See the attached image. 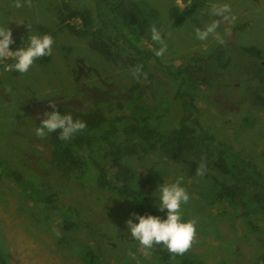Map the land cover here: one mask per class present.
Here are the masks:
<instances>
[{"label":"rangeland","instance_id":"rangeland-1","mask_svg":"<svg viewBox=\"0 0 264 264\" xmlns=\"http://www.w3.org/2000/svg\"><path fill=\"white\" fill-rule=\"evenodd\" d=\"M61 1L21 0L22 7L16 9V0H0V19L24 18L19 23L16 20L8 23L10 30L19 31L22 39H26L30 28L47 32L42 26L49 29L54 39L51 60L36 61L26 74L7 71L4 62H0V248L7 264H89L86 257L90 256L100 264H163L152 250L146 252L127 234L126 208L130 205L126 199L110 196L114 194L95 185L92 161L85 184L70 182L69 188L61 185L64 178L52 179L56 174L46 176L47 169L50 174L54 171L45 158L49 136L38 139L32 135L31 127L33 122L39 123L37 113L42 114L50 107L49 98H37L35 91L56 93L57 97L53 98L56 107L69 104L83 109L102 105L109 114L122 115V109L129 110L139 96L149 102L158 86L171 87L170 92H175L184 77L178 76L180 82L169 80L162 70L167 71V65L171 70L191 67L196 64L192 61L194 56H202L207 61L209 54L220 51L222 62L227 57L231 61L229 67L214 71L217 83L192 82V96L200 112L197 116L217 143L235 148L263 172L264 109L239 105L238 84L248 58L243 47L257 46L264 50V0H229L236 19L231 25H222L228 30L224 46L192 38L189 19L196 23L194 11L186 12L182 22L175 24L171 8L176 6V0H144L145 6L155 9L156 15L149 31L140 36L141 46L146 49L157 46L150 38L151 27L156 26L164 35L168 49L160 57L163 66L157 65L160 78L154 82L141 80L139 85L143 89L138 94L130 90L138 85L127 64L131 47L124 44L125 49H116L110 60L105 59L90 46L89 37L59 27L56 5ZM189 2L182 0V4ZM208 2L204 0L205 4ZM170 103L165 99L161 104L159 121L162 124L170 108L177 109V104L178 111L182 108L179 101ZM245 116L250 119L246 121ZM153 160L163 166L166 179L181 176L189 192L190 200L183 211L185 218L197 220L196 235L187 250L194 259L204 264H264V211L258 210L257 216L252 215L250 223V216L238 215L236 208L211 204L208 179L190 175L183 166L155 152L125 158L130 168L135 170L139 165L135 170L136 188L147 197L148 213L164 215L158 212L151 195L155 186L164 182V177L155 163L143 165ZM13 169L23 174V182L9 174ZM115 174L110 171L111 176ZM50 184L58 202L47 208L36 193L45 192L43 185ZM59 207L78 211L73 228L64 226ZM254 217L259 218L258 227L253 225Z\"/></svg>","mask_w":264,"mask_h":264},{"label":"trees","instance_id":"trees-1","mask_svg":"<svg viewBox=\"0 0 264 264\" xmlns=\"http://www.w3.org/2000/svg\"><path fill=\"white\" fill-rule=\"evenodd\" d=\"M189 3V7L183 10L177 6L171 8L175 24L182 22L186 12L198 10L205 5L204 0H190ZM56 6L59 27H65L76 35L89 37L90 46L105 59L110 60L116 49L131 47L127 61L130 69L137 64L143 65L142 74L134 78L138 85L130 89L134 94L142 92L143 88L139 85L141 80L154 82L160 78L157 76V73L160 75L157 65L163 66L161 59L152 55L151 48L141 46V37L149 31L156 15L153 7L145 6L144 0H87L83 3L62 0ZM73 19H77V22ZM41 29L49 32L44 26ZM11 32L13 41L19 43L22 39L20 32ZM124 44L127 46L123 47ZM243 51L248 58L242 66V77H239L241 92L238 104H245L250 109H264V50L257 46H245ZM222 56L220 51L209 54L207 61L202 56H194V66H181L176 70L169 69L170 66L167 65V71L162 70L169 80L179 81V75L184 77L175 92H170L171 87L158 86L155 97L149 102L139 96V100L133 102L129 110L122 109V115L109 114L102 105L83 109L69 104L57 107L61 112L66 109L81 116L88 127L83 134H77L67 142L58 141L55 133L49 135V148L45 158L54 171L50 174L47 169L46 176L56 174L58 176L52 179L64 178L61 185L69 188L70 182L85 184L89 173L87 168L92 161L96 172L95 185L126 199L130 205V208H126V215L129 217L131 212L148 214L149 204L142 192L137 188L134 191L132 182L136 171L125 162L126 157H142L145 153L155 152L183 166L194 176H197L195 170L203 161L205 171L199 177L211 182L207 188L212 198L211 204L220 203L236 208L238 215L250 216L251 223L252 215L257 216L258 210L264 211V171L246 161L244 154L235 148L217 143L216 138L200 122L197 116L199 107L192 96L193 83H217L214 71L229 67L231 60L227 57L224 63L221 61ZM50 60L51 56L37 61L46 63ZM165 99H169L172 104L179 101L182 108L178 111V104L177 109L170 108L162 124L159 121V111ZM198 115L200 116V112ZM244 119L248 121L250 117L245 116ZM110 171L116 174L111 176ZM9 174L20 183L24 181V176L18 169L11 170ZM43 187L47 193L37 191L38 200L47 208L56 205L58 198L55 191L51 190L53 184ZM141 197V200H136ZM59 210L64 226L73 228L77 223L74 217L79 215L78 211L65 207H59ZM258 219L253 218V225L256 227ZM151 250L163 264H204L194 259L188 251L182 255H173L162 245H156ZM86 259L89 264H100L91 256ZM0 264H7L6 255L1 248Z\"/></svg>","mask_w":264,"mask_h":264},{"label":"clouds","instance_id":"clouds-1","mask_svg":"<svg viewBox=\"0 0 264 264\" xmlns=\"http://www.w3.org/2000/svg\"><path fill=\"white\" fill-rule=\"evenodd\" d=\"M189 5L190 3L182 4V0H176V6H182V10L188 8ZM14 7L16 9L21 8V0H16ZM193 16L196 23L189 19L190 35L195 41L204 43L211 40L215 46L226 44L228 30L222 25H231L236 19L229 0H223V2L209 0L198 10L195 9ZM10 20H16L19 23L24 18L0 19V62H4L7 71L26 74L38 59L52 55L54 39L49 32H37L30 28L26 39H21L19 43H15L8 26ZM150 38L157 45L150 49L152 55L157 58L163 57L167 52L168 45L161 30L152 26ZM142 69L143 65L140 64L132 66V77L136 78L141 75ZM35 95L37 98H49L47 104L50 107L46 108L42 114L37 113V116L40 117L39 123L33 122L31 127V133L34 137L45 139L50 134L55 133L58 141L67 142L77 134H83L87 129V122L81 116L74 115L71 110L65 109L63 112L57 110L56 100L53 99L57 97L56 93H38L35 91ZM154 163L163 175L164 182L157 184L151 195L158 212H162L164 215L131 212L125 220L126 232L146 252L156 245H162L170 254L182 255L189 249L197 228L196 218H185L184 216L183 209L189 203L190 195L182 183L181 176L172 180L166 179L163 174V166L158 160L143 165L148 166ZM195 171L197 176H203L205 163L202 161ZM134 186L136 192V176ZM141 199L142 197L136 200Z\"/></svg>","mask_w":264,"mask_h":264}]
</instances>
